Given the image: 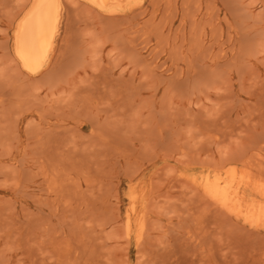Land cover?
Returning <instances> with one entry per match:
<instances>
[{
  "label": "rangeland",
  "instance_id": "1",
  "mask_svg": "<svg viewBox=\"0 0 264 264\" xmlns=\"http://www.w3.org/2000/svg\"><path fill=\"white\" fill-rule=\"evenodd\" d=\"M123 5L62 0L28 73L0 0V264H264V0Z\"/></svg>",
  "mask_w": 264,
  "mask_h": 264
},
{
  "label": "bare ground",
  "instance_id": "2",
  "mask_svg": "<svg viewBox=\"0 0 264 264\" xmlns=\"http://www.w3.org/2000/svg\"><path fill=\"white\" fill-rule=\"evenodd\" d=\"M61 1L62 0H31L30 8L22 15L15 28L13 50L16 59L19 61V64H21L20 66L24 67L27 72L29 71L28 73H30V71L35 72L36 70L39 72L46 64L48 65L47 62L50 61L48 58L55 47L56 37L60 28L62 15ZM83 1L84 4L87 3L88 5L97 8L98 11L100 9L103 13L113 14L115 8L124 7L123 4H126L129 0ZM140 2L141 0H135L136 5L140 4ZM234 177L235 172H232L231 179L233 180ZM221 185L220 179L213 181L209 177H205L202 186L205 194L208 195L215 204L220 205L222 209L226 210L228 213H239V197H227L225 194L226 188ZM260 214H263V212L257 210L253 212L252 216L258 221L260 220Z\"/></svg>",
  "mask_w": 264,
  "mask_h": 264
}]
</instances>
